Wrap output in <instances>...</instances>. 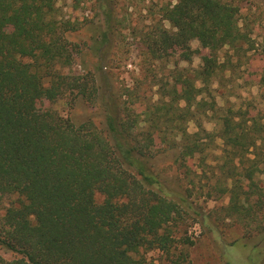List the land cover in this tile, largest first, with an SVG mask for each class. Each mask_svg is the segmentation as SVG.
<instances>
[{"label": "trees", "instance_id": "1", "mask_svg": "<svg viewBox=\"0 0 264 264\" xmlns=\"http://www.w3.org/2000/svg\"><path fill=\"white\" fill-rule=\"evenodd\" d=\"M242 1L176 0L161 11L159 28L143 36L149 58L205 54L197 70L174 74V84L134 114L102 56L114 30V0H72L90 4L102 25L88 47L93 65L68 40L77 28L55 16L56 0H0V197L16 198L0 226V250L13 258L0 254V264H154L153 252L188 264L193 242L176 235L208 215L193 210L190 190L169 186L156 162L169 156L188 171V161L202 164L216 140L228 169L220 188L227 217L263 223L264 192L251 179L264 163V124L218 109L212 89L231 59L249 63L263 53L254 48L252 21L241 16ZM76 55L81 73H64ZM258 85L264 89V69ZM63 98L69 108L78 101L95 107L98 124L89 115H59L50 104ZM201 116L217 130L207 133ZM247 159L250 168L238 173Z\"/></svg>", "mask_w": 264, "mask_h": 264}, {"label": "rangeland", "instance_id": "2", "mask_svg": "<svg viewBox=\"0 0 264 264\" xmlns=\"http://www.w3.org/2000/svg\"><path fill=\"white\" fill-rule=\"evenodd\" d=\"M114 1V30L111 41L103 48L105 54L102 56L107 59V72L111 74L114 87L119 93L128 91L127 96L122 99L127 101L130 110L136 114L159 99L161 87L167 89L174 84V74L190 75L197 70L201 63L200 56L205 52L200 50V55L192 56L190 61L182 60L178 52H173L162 60L149 58L143 36L159 28L161 11L168 5L175 4L176 0ZM55 9L58 20L70 22L77 28L76 32L68 35V40L83 52L84 60L93 65L96 59L89 53L88 47L96 40L102 25L96 19L91 5L84 3L75 7L72 0H56ZM241 16H248V20L252 21L250 32L254 48L261 49L263 53L249 63L244 58L231 59L232 64L227 65L230 71L216 76L212 89L218 109L231 108L236 115L254 116L264 124V89L258 85L264 69V0H243ZM191 48L199 49L198 43L192 42ZM225 55V52L220 53L224 57L222 60H226ZM79 58L76 55L73 65L64 70V73L80 74ZM66 99L57 100L50 106L63 117L70 115L83 118L89 115L98 124L99 113L95 107L78 101L69 108ZM200 124L207 133L217 130L215 122L204 116H201ZM188 130L190 133L196 131L195 125L190 123ZM201 136L203 138L204 134ZM221 150L218 140L209 144L204 162L201 164L197 159L188 161V171L178 164L174 165L169 156L157 160L156 166L169 186L180 183L183 189L190 190L189 201L193 210L208 215L205 222L200 218L187 221L176 238L193 242V245L186 248L188 264H264V221L258 225L246 226L228 218L224 211L228 197L221 193L220 188L224 186L223 170L228 169H222L224 160L221 158ZM238 166L239 173L250 168L251 164L247 159ZM251 180L264 192V163H259ZM95 202H103V197L98 193L95 195ZM11 205H16L15 197H0V226ZM262 214L264 218V210ZM180 246L179 244V249ZM0 254L6 260L13 258L2 250ZM148 258L154 260V264H169L167 258L159 252L149 254Z\"/></svg>", "mask_w": 264, "mask_h": 264}]
</instances>
